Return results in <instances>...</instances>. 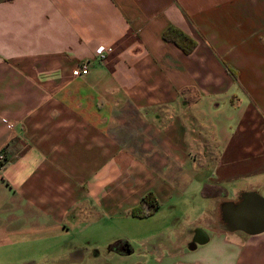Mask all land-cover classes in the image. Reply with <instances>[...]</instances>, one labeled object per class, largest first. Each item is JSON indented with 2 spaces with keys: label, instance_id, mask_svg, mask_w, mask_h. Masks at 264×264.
Returning <instances> with one entry per match:
<instances>
[{
  "label": "crops",
  "instance_id": "0c3cea01",
  "mask_svg": "<svg viewBox=\"0 0 264 264\" xmlns=\"http://www.w3.org/2000/svg\"><path fill=\"white\" fill-rule=\"evenodd\" d=\"M169 26L191 53L162 39ZM253 112L258 129L242 125ZM0 152V264L82 216L130 215L148 192L160 210L182 191L199 199L188 227L169 222L135 261L90 264H264V232L229 222L257 193L233 183L264 173V0H0Z\"/></svg>",
  "mask_w": 264,
  "mask_h": 264
},
{
  "label": "rangeland",
  "instance_id": "374dc122",
  "mask_svg": "<svg viewBox=\"0 0 264 264\" xmlns=\"http://www.w3.org/2000/svg\"><path fill=\"white\" fill-rule=\"evenodd\" d=\"M242 125L258 129L263 126V123L259 116L253 112L244 118ZM233 185L236 188H253L264 198V173L262 175L248 173L234 182ZM198 202L199 199L196 195L182 191L179 198L168 205H163L160 210L149 217L133 218L122 213L123 215H115L110 219L100 220L98 217L85 219L82 216L77 219L78 227L66 230L65 235L54 243L63 241V244L66 243L65 245L58 246L51 243L50 246L45 247L40 246L41 243H39L33 244L31 247L12 246L13 250L10 257L3 258L2 264H26L27 262L29 264H60L54 262L53 259L68 260L64 255L65 251L68 250L74 256H79L69 264H90L92 254L98 253L100 256L108 254V250L114 251L112 246L119 242H125L129 246L131 251L129 255H132L130 259L135 261L143 253L142 249L146 245L145 243H150L151 237L150 239L148 237H154L159 232L167 233L165 227L169 222L175 220L173 221L176 224L175 227L181 230L188 227L196 216L194 211L191 213V210L195 208ZM96 243L97 245H94ZM42 250H54L56 253L44 257L40 253ZM114 252L118 253V251ZM27 257H29L28 260L22 261ZM107 262L111 264L108 260H103L101 264H107Z\"/></svg>",
  "mask_w": 264,
  "mask_h": 264
},
{
  "label": "water",
  "instance_id": "95a60500",
  "mask_svg": "<svg viewBox=\"0 0 264 264\" xmlns=\"http://www.w3.org/2000/svg\"><path fill=\"white\" fill-rule=\"evenodd\" d=\"M233 215L237 219L247 218V221L230 220V228L243 230L248 235H257L264 232V198L259 194L255 192L245 194L240 205L236 206ZM226 219L228 220V218ZM194 247L195 243L193 242L189 249ZM125 253L129 254L130 249L127 248Z\"/></svg>",
  "mask_w": 264,
  "mask_h": 264
},
{
  "label": "trees",
  "instance_id": "16d2710c",
  "mask_svg": "<svg viewBox=\"0 0 264 264\" xmlns=\"http://www.w3.org/2000/svg\"><path fill=\"white\" fill-rule=\"evenodd\" d=\"M162 39L166 42L174 44L184 54L191 53L196 46V42L193 38L174 26H169L162 32ZM1 166L2 165H0V167ZM158 208L159 204L154 195L151 192H148L140 199L139 204L131 209L130 215L134 218H145L153 215ZM126 246L129 248L127 244ZM118 253L126 254L124 252Z\"/></svg>",
  "mask_w": 264,
  "mask_h": 264
},
{
  "label": "built area",
  "instance_id": "2783aa9c",
  "mask_svg": "<svg viewBox=\"0 0 264 264\" xmlns=\"http://www.w3.org/2000/svg\"><path fill=\"white\" fill-rule=\"evenodd\" d=\"M109 52V49L106 48V47H99L97 49V53H96V56H97V59L100 61V62H104L105 61V58H106V55L107 53ZM88 73V63H80L78 65H76L72 70H71V75L73 77H80V76H84ZM2 121L4 123H6L8 126L9 123H7V121L5 119H2ZM5 161V158H4V155H3V152H0V165H2Z\"/></svg>",
  "mask_w": 264,
  "mask_h": 264
},
{
  "label": "flooded vegetation",
  "instance_id": "af4514ba",
  "mask_svg": "<svg viewBox=\"0 0 264 264\" xmlns=\"http://www.w3.org/2000/svg\"><path fill=\"white\" fill-rule=\"evenodd\" d=\"M196 238H198V236H196ZM112 249L114 251L124 252L125 253V251L127 250V246H126V243L119 242V243H116L115 245H113Z\"/></svg>",
  "mask_w": 264,
  "mask_h": 264
}]
</instances>
